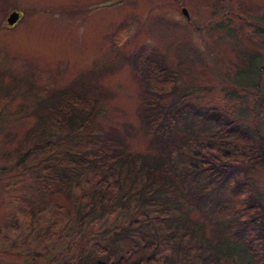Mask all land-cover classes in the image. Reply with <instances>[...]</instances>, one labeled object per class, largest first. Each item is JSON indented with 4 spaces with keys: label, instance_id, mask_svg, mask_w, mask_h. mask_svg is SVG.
<instances>
[{
    "label": "rangeland",
    "instance_id": "1",
    "mask_svg": "<svg viewBox=\"0 0 264 264\" xmlns=\"http://www.w3.org/2000/svg\"><path fill=\"white\" fill-rule=\"evenodd\" d=\"M12 9L21 15L8 25ZM140 48L175 70L174 91L218 105L264 149V0H0V264H82L90 241L103 242L112 219L78 226L65 196L35 191L31 157L15 152L60 90L92 98V123L128 148L154 149L137 112L150 79L125 57ZM68 136L51 137L60 149ZM234 172L264 204V161ZM53 203L64 207L59 239L46 228ZM33 217L49 237L39 238Z\"/></svg>",
    "mask_w": 264,
    "mask_h": 264
},
{
    "label": "trees",
    "instance_id": "2",
    "mask_svg": "<svg viewBox=\"0 0 264 264\" xmlns=\"http://www.w3.org/2000/svg\"><path fill=\"white\" fill-rule=\"evenodd\" d=\"M125 57L150 79H141L137 112L154 149L128 148L114 129L92 123V98L60 90L15 152L31 157L35 191L65 196L79 212L78 226L96 216L112 219L82 264H264V204L234 172L242 162L263 163L264 149L218 105L174 91L175 70L151 50ZM53 130L69 133L60 149ZM63 210L52 204V238L62 235ZM30 223L39 238L49 237L34 217Z\"/></svg>",
    "mask_w": 264,
    "mask_h": 264
},
{
    "label": "water",
    "instance_id": "3",
    "mask_svg": "<svg viewBox=\"0 0 264 264\" xmlns=\"http://www.w3.org/2000/svg\"><path fill=\"white\" fill-rule=\"evenodd\" d=\"M181 11L186 14V10L185 8H181ZM20 16V12L15 10V9H12L8 12L7 16H6V23L8 25H12L17 19L18 17Z\"/></svg>",
    "mask_w": 264,
    "mask_h": 264
}]
</instances>
